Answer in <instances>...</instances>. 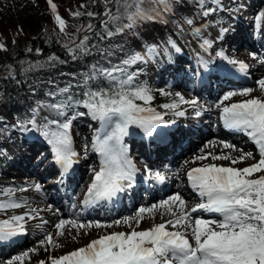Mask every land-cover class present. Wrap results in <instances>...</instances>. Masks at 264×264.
Returning a JSON list of instances; mask_svg holds the SVG:
<instances>
[{
	"label": "snow or ice",
	"instance_id": "snow-or-ice-1",
	"mask_svg": "<svg viewBox=\"0 0 264 264\" xmlns=\"http://www.w3.org/2000/svg\"><path fill=\"white\" fill-rule=\"evenodd\" d=\"M61 33L65 32L66 23L57 14L56 5L47 0ZM164 10L170 11V0H155ZM81 8L86 5H80ZM133 11L128 12V9ZM155 11V10H154ZM215 9L209 7L205 15ZM89 18L95 19L97 13L88 12ZM105 18L100 21V27L108 30L109 23L118 17L107 8L102 14ZM125 15L128 23L123 28L131 29L139 21L155 20L160 13L147 15L142 9V0H132L125 4ZM74 18L81 16L80 12L72 13ZM258 21H264V12L257 15ZM192 24L191 20L186 21ZM94 25L88 23L83 26L85 33L92 32ZM117 28V32L123 31ZM79 31V29H78ZM223 31L226 30H222ZM107 34L113 33L108 30ZM198 35V33H197ZM88 35L85 34L76 48L87 50ZM75 43V42H74ZM169 47L179 52L173 43ZM204 47H211V42L204 41ZM0 50H6L0 43ZM39 51V50H37ZM74 54V49H69ZM167 51V50H165ZM158 52L155 45H150L144 53H134L118 65L109 68H93L80 86V97L70 93V87L60 89L61 99L56 103L44 105L55 118H44L45 122L37 123L38 110L33 109L25 131H38L49 145L54 162L60 167L62 174H68L79 162L78 153L74 150L70 134L73 120L78 116L88 115L99 121L100 127L93 136L91 151L99 156V170L94 171L92 182L87 188L84 197L85 206H96L102 202H112L118 194L125 193L134 186L138 169L129 158V149L125 144V137L130 135V127L140 129L144 136L152 137L158 126H166L173 121L166 120L163 113L157 112L151 103L154 99L149 87L136 83L138 72L129 71L133 65L141 64L153 59ZM217 56L233 66L238 73L246 74L248 66L235 59L226 57L222 52ZM256 59L255 55H252ZM50 59H55L52 57ZM264 62V61H261ZM207 68V62H201ZM90 82H97L92 87ZM103 83V86L101 85ZM257 86L264 95V78L259 79ZM255 89L245 87L239 91L225 93L215 106L219 109L220 120L226 129L241 134L255 146L259 159L255 163L236 168L214 163L215 161H229L231 165L243 163L248 159H256L253 152H244L226 141L219 142L223 149L239 151L241 155L233 157L230 153L219 155L205 152L208 147L200 149L190 163L210 160V163L201 164L188 170L186 176L189 187L200 198L201 202L187 210L186 200L175 193L150 207L141 206L133 216L124 217L112 223L102 224L98 221L88 224L79 223L72 219H60L54 225L56 237L64 234L67 226L73 229L83 228H111L121 225L131 230L113 232L91 240L86 246L80 247L60 257L50 258V264H264V99L252 97L240 102L225 104L233 97H249ZM161 95L169 93L161 92ZM177 102L163 104L165 110H173L177 116L184 113L175 111L180 104L195 106L196 99L184 100L177 94ZM84 108L86 112L77 109ZM71 112V115H69ZM199 115V112H197ZM158 135H163L158 134ZM215 147L216 142H211ZM88 145H85L84 159H87ZM145 179L163 183L164 175L159 171L152 173L145 168ZM259 174V175H258ZM34 188L40 191L41 185ZM16 191H27V188L0 189V211L19 209L26 201H17L13 198ZM158 210L161 215H168L170 219L163 223L154 224L142 231H136L145 215L154 218ZM204 212L215 216L214 219H205L193 216V213ZM25 216L13 215L9 219L0 221V243L9 242L24 233ZM169 227L172 230H168ZM41 246L55 249L60 245L56 243L51 233L40 241ZM24 255H27L25 253ZM22 256L13 257L7 264H17ZM45 264V262H40Z\"/></svg>",
	"mask_w": 264,
	"mask_h": 264
},
{
	"label": "rangeland",
	"instance_id": "rangeland-1",
	"mask_svg": "<svg viewBox=\"0 0 264 264\" xmlns=\"http://www.w3.org/2000/svg\"><path fill=\"white\" fill-rule=\"evenodd\" d=\"M45 1H46L45 3H48L47 0ZM56 1L58 2V0ZM195 1L197 3L198 8H200L201 19L199 21L193 22V18L196 16V9H190L185 19L179 18V19H182V21H179V20L178 22L176 21L177 23H176V27L174 28V31H175L174 34L179 41L178 43H175V41L173 42L171 40L170 34L168 32L155 34L151 31H148L147 38L141 39L140 42L138 41L136 42L134 46L130 47L127 45L126 37L123 36L122 34L125 31V29H127V28H123V26L128 23L126 16L125 18H120L116 20L114 22L115 31H111L113 34L109 36L107 32H105V37L103 41L101 42L102 43L101 46L95 49L94 55L93 54L90 55L91 62H90V66L88 70H93L94 67L95 68H101V67L109 68L112 65H118L121 63L122 60L127 58V56L134 54V53H144V51L146 50L148 46L155 45L158 49L156 56L153 59H149L146 62L141 63L139 65L138 64L133 65L132 68L129 69V71L138 72V75L136 77L137 84L146 85L147 87L151 89L154 99L150 106L153 107L155 110H157L158 108L162 109L161 105L163 104L177 102L176 97L173 95V93L180 94V95L184 93V91L182 92V89L177 88V91L179 92L171 90L168 92L169 95H161V92L163 91L161 88L167 87L168 85H161V84L154 85L153 84V81H155V79L157 78L158 70L163 65H165L167 61H169L167 59L169 58L168 54H172V55L180 54L179 52H176L174 48L169 47L170 42L173 43L176 48L180 46L179 43L181 42L184 45L186 44L185 45L186 48L184 49V51L188 57L192 55L193 52H195L194 50H196V53H199L198 56H200L199 57L200 59L201 58L206 59L207 57H213V56L216 57L217 53L222 52L226 57L230 59L240 60L242 58L244 59L247 58L251 60L252 52H250V50H247L245 48L240 49L241 51L243 50L240 53H238L237 51L235 52H227L226 50L218 51V49H216L217 43L214 42L217 40L216 38L217 37L220 38L221 36L225 35L227 32H230V33L233 32L235 27H233L232 24H236L238 22L234 19H230L229 17H227L224 14V11L222 13V11L219 8V4L214 3L215 0H195ZM236 1L237 2H235V0H231V2L236 7V9L233 10L235 13H232V14L239 17L241 15L240 12L242 10V7H245V6L248 7L247 2L250 0H236ZM90 2L91 0H60L58 3L64 6V12L66 11L69 15H72V13L74 12H80L81 16L85 17L87 16L86 14L90 12L91 10L90 4H89ZM131 2L132 1H130V3ZM52 3H53V0H52ZM2 4H3V1L0 0V5ZM80 5H86V7L81 8ZM209 7L215 9V11H212L210 14L205 15V12ZM117 11H119V9H117ZM131 11H133V9L131 8L128 9V12H131ZM225 11L227 12V10ZM262 12H264V9H262ZM255 13L257 14L260 13V7L255 10ZM242 14H244L243 11H242ZM247 16H248V13L247 15H244V17H247ZM187 20H191L193 24L194 23L196 24L191 28L190 26L191 24H188L186 22ZM253 22H255V20H253ZM263 22L264 21H260V25L258 29L262 27L261 24H263ZM117 28H123V31L117 32L116 31ZM131 30L134 31L135 27L131 28ZM222 30H226V31H223L222 33ZM1 36H2V40L4 44L8 46L9 48L15 45V41L8 34H5V35L1 34ZM213 36H215L214 39L212 38ZM236 37L239 38V35H237ZM204 41H209L213 43L211 44V47H207V48L204 47L201 51H199L202 48ZM21 42L22 44H25V45L27 44L24 40ZM221 45H222V48H225L224 43H222ZM189 58L191 59L192 62H194L193 57H189ZM181 64L185 65V66L182 65L184 70L186 69L188 70L189 68L188 64H185V62H181ZM75 66H80V67L85 68L83 62H81V60L78 57H75L73 59V67L68 66L66 63L62 62L60 59L55 57V59H50V58L45 59L41 63V65L32 67L26 70L25 73L31 76L32 75L36 76L38 87L45 86L48 88H55L57 90H60L62 86L65 85L66 83H70L74 80H80V78L82 77L81 75L86 71V70L76 71L74 70ZM164 75L166 76V74ZM255 79L257 82L259 79H261V77H257ZM251 85L252 84L248 86H251ZM186 92L190 93V96L191 95L192 96L190 99L184 98V100H192L195 98L194 93L191 94V92L187 90ZM252 97H257V96H253V94H251L249 97L236 96V97H233L228 102L225 101V104L240 102L245 99H250ZM259 98L263 99L264 96H260ZM202 101L203 99L198 98V104H200ZM4 103H9V101L7 99H4ZM39 104H41V102L37 103L36 104L37 106L35 105L34 109L38 110L41 107L44 108L43 105H39ZM205 105L209 106L208 103H205ZM211 107L212 105L209 107V109ZM178 108L190 109L192 108V105L180 104ZM77 110L81 112H86V109L84 108H79ZM161 111L169 113V112H172L173 110L162 109ZM161 111H157V112H161ZM214 113L215 114H212L213 115L212 120H214L215 115L219 113V110L214 111ZM69 115H71V112H69ZM45 117L49 119L55 118L52 113L51 114L38 113L37 123L39 124L42 121L45 122L44 120ZM27 120H22V121L16 120L15 130L13 131V133H9L10 135L8 134L6 127H3V126L0 127V136H2V139L0 140V189L9 188V187L17 188V189L21 187L27 188V191H23V192L16 191L13 196V198L16 199L17 201H26L27 203L24 204L19 209H10L7 211H0V221L4 219H9L13 215L25 216V221L23 222L24 227L28 230V234L30 235L31 238L25 242V245L23 247L19 246V248H17V246L14 245L13 248H10L11 250L9 251V254L6 253L5 257L0 258V264H7V261L11 260L13 257H16V256L23 257L21 261L17 262V264H40V262L42 261L45 262V264H50V258L60 257L80 247H84L91 240L98 239L102 235L111 234L113 232H125V233L129 232L131 229L124 225H121L119 227L113 226L111 228L102 227L98 229L96 227H92V228H83L79 230L73 229L71 228V226H67L64 230V234L60 237H56V229L54 225L58 223L60 219H72V220L78 221L79 223H84V224H88L89 222H94V221H98L100 223L102 222V224H108L116 220H122L124 217H127V216H133L136 210L132 212L120 213L118 215H115L109 218H101V217L85 218L83 216L82 217L77 216L76 214L77 210L75 209V206L72 205V208L75 210L71 209L70 212H74V214L65 215L64 212L62 211H64L65 209L68 210L67 208H69L70 205L63 206L65 207L63 208V207H58L57 205L50 202L49 198L46 195V191H45L46 181L44 183L43 179L41 180L33 175H30L29 171H27L26 168H22L23 166H21L20 169L16 168L20 166L16 162V160L19 159L21 156H23V158H26L25 160L28 161L29 164L31 165L36 164L39 158L38 159L30 158V155H29L30 151L28 149L29 146L26 144V142L31 143L32 140H34V138L35 139L40 138L44 140V138L40 135L38 131H34V130L25 131L23 129L22 126H26L29 129H31V125H26ZM99 126H100L99 121L93 120L88 115H84V116H78L75 120H73L71 130H70V134L73 140L74 150L78 153V160H79L78 163L82 164L78 172L79 173L83 172V175L85 176L84 181L82 182V185L84 187L87 185L88 182L90 183L92 182L94 171L99 170V156L95 152L91 151L93 136L96 130L99 128ZM87 132H90V133H87ZM85 133L90 134V136L85 137ZM240 141L242 144H246L245 138H241ZM201 143H199L198 146ZM85 145H88L87 159L83 158L85 155ZM201 147H203V145H201ZM41 151L42 150H40V152ZM44 152L45 151L43 150L42 154H44ZM23 153H27V155H24ZM132 153L136 154V152H132ZM254 155L256 156L257 159H259L258 154L254 153ZM132 161L141 170L145 169L144 165L142 164V160L140 158L133 157ZM210 162L197 161L196 163H189L186 165L198 167V166H201V164L210 163ZM255 162L256 161L253 159H248L244 161L243 163H238L232 166L236 168H243ZM216 164L223 165V166L225 165L231 166V164H227V162L216 163ZM14 165H16V167ZM159 171L161 173L167 172L169 175H172V173H170L169 171H167V169H164V168L159 169ZM33 172L36 173L37 169H33ZM41 172H42L41 169H39V174ZM35 184L41 185V189L39 192L35 190L34 188ZM79 192L80 191L74 193V199L76 202H79L80 200ZM175 193H176V190L168 193L167 196H171ZM76 196L78 197V199H76ZM164 197L165 196L161 198H164ZM0 198L6 199V197H2V196H0ZM160 199L158 200L156 199L152 201L146 207H149L150 205L153 204V202L159 201ZM141 206L143 205H139L138 208H140ZM190 207L191 205L187 206V210H189ZM161 211L163 210L156 211L154 214V218H151L149 215H145V218L142 220L139 227L136 228L134 223H133V227L135 228L136 231H142V230L149 229L154 224H158L157 223L158 220H162L164 219V217L165 218L168 217V215H161L160 214ZM210 219H214V218H210ZM48 233L52 234L53 238L56 240V243L60 245L59 247L52 249V248H47L46 246L40 245V241L43 240L44 236ZM2 248H7V247H2ZM25 253H27V255H24Z\"/></svg>",
	"mask_w": 264,
	"mask_h": 264
},
{
	"label": "trees",
	"instance_id": "trees-1",
	"mask_svg": "<svg viewBox=\"0 0 264 264\" xmlns=\"http://www.w3.org/2000/svg\"><path fill=\"white\" fill-rule=\"evenodd\" d=\"M1 1L3 4L0 5V43L5 46L6 50H0V127H6L9 134L15 130L16 120L22 121L31 117L32 110L37 103L52 104L61 99V95H50V93H59L60 90L45 86L38 87L36 76L28 75L25 71L41 65L45 59L52 57H57L73 67V59L78 57L86 69L75 66L74 70L86 71L81 75L80 80L66 83L61 89L70 87L69 94L80 97L82 93L80 86L92 71L88 70L91 62L90 55H94L95 49L101 46L105 32L115 31L114 22L125 18V4L132 0H91L90 12L97 13L95 19L88 16L74 18L66 11L64 12V6L58 3L60 0L58 2L53 0L57 14L66 23L64 33L59 31L49 4L45 3V0ZM106 8L118 17L109 23L108 30L100 27V21L105 18L102 14ZM142 9L147 15H155L156 11L160 15L155 20L139 21L134 31L125 29L122 34L126 37L127 45L130 47L140 42L141 39L147 38L148 31L155 34L168 32L171 40L178 43L174 34L178 20L185 19L190 9H196L193 22L201 19L200 8L195 0H170V11L164 10L155 0H142ZM88 23H92L94 28L92 32L85 33L83 26ZM195 24L192 23L191 28ZM1 34L11 36L15 45L11 48L6 46ZM85 34L88 35L87 50L80 51L76 48V44H79ZM23 40L27 43L26 45L22 44ZM70 48L75 50L74 54L70 53ZM90 83L92 87L98 86L97 82ZM100 86H103L102 82ZM4 99H7L9 103H4ZM1 139L2 136H0Z\"/></svg>",
	"mask_w": 264,
	"mask_h": 264
},
{
	"label": "bare ground",
	"instance_id": "bare-ground-1",
	"mask_svg": "<svg viewBox=\"0 0 264 264\" xmlns=\"http://www.w3.org/2000/svg\"><path fill=\"white\" fill-rule=\"evenodd\" d=\"M247 3H248V7H246V6L245 7L250 11V16L245 18V19L243 18V14H242V11L244 9L243 8L241 10V12H240V14H241L240 18L241 19L243 18L245 20V22H247L249 24H254L256 22L255 23L256 25L252 26L253 31H256L259 28L260 21L257 22L258 20L256 19V17L258 15L257 14L258 12L255 13L254 10L260 7V13H261L262 9H264V0H250ZM243 13H244V11H243ZM244 15H245V13H244ZM253 16H254V18H253ZM253 20H255V22H253ZM232 26L233 27H242L240 22L236 23V24H232ZM241 29L242 28H239L238 30L231 32V34L228 35V36L225 34V35L221 36L220 38L217 37L216 38L217 40L214 41V42L217 43L216 49H218V51L223 50L221 44L224 43V44L228 45L227 46L228 47V51L227 52H229L230 51L229 50L230 49L229 45L233 44V40L236 39V35L237 34L242 33ZM258 32L259 31H256L254 33L253 42L252 43H250V44L248 42L244 43L246 47H254V44L264 45V39L258 34ZM212 38L214 39L215 36H213ZM212 43L213 42H211V44ZM203 48H204V43H203L202 48L199 51H201ZM240 49L241 48L239 47V48H237L236 51L238 53L242 52L243 50L241 51ZM194 51L195 52H193L192 55H190L189 57H193L194 61L197 62V63L201 62L200 60H198V58L200 57V56H198L199 53H196V50H194ZM238 53H236V54H238ZM168 55H169V58H167V59L169 60L170 66L168 64H166L168 62L167 61L165 63V65H163L158 70L157 78L155 79V81H153V84L154 85H159V84L167 85L168 84L169 87H171V85L175 86L174 88H172V87L169 88L168 86L167 87H162L161 89L163 90V92H166V93H168L171 90L179 92V91H177V88L178 89H182V92L184 91V93H182L183 98H187V99H190L192 95L190 96V93L186 92V90L191 92V94H193V93L201 94L203 91L208 92V95L203 100L208 101L209 102V107L211 105H212V107L210 108L211 111H208L207 114H206V118H205L206 125L205 126H202L200 124L201 116L197 115V111L200 110L198 108V106L202 102L200 104L197 103V105H195L194 107L192 106V108H190V109H188L189 108L188 107L187 108L188 115H187V117L184 120V121H186L188 123L187 126H186V129H182V130L176 131L175 135L172 137V139L169 140V142L167 144L161 145V146H154L153 151L155 152V156H153V159H149L150 165L148 166V168L156 167V166H153V165L157 164V160L162 161V162H166L167 161L166 158H169L168 162L170 163L171 168L173 170H175V173H174L172 178L175 179V178L179 177V173H181L179 168H178V163H181L182 165L189 164L190 163L189 161H191V159L195 155L200 154V149L204 148V146L206 144L208 145V147L204 149L205 152H211V153L216 154V155H219L222 152L223 153H230L233 157L241 155V153L239 151L233 152L230 149H223L222 145L219 143L221 141H226L229 144L234 145L237 149H243L244 152H254V153H256V150L252 146V144H250V143L242 144L240 140H237L236 137L231 136V135L223 136V134L220 132V130L216 128L215 122L212 120V116H213L212 114H215L214 111L219 110L215 105L217 103H219L218 101H220V98L225 93H227L229 91H238V90H241V89H243L245 87H250V88L255 89L251 93V94H253V96H257V97L264 96V95L261 94V92L258 89V86H257V83H256V79H254L252 81L253 82V84H252L253 86L252 85L248 86L247 84H249V82L248 81H244L245 79H243V78H236V77H234L232 75L231 76V79L233 81L232 82V81L226 80L225 78L218 77V75H219L218 71H220V70H222L224 68H227L229 64L226 61H222L219 58H217V59L214 60V65H211V64L207 63L208 66H207L206 69L205 68L199 69L197 64H195L193 66L194 67V72L198 74V76H199V78L201 80L206 81V79L210 78V81L208 82V84L207 83H201V85L198 88H194L193 86L190 87V85L186 82L185 78L182 76L183 74L181 75L180 71L178 70V68L182 65L181 62H183L184 60H182V61L181 60H177L176 55H172V54H168ZM251 55H255V57H256V59H253V58L251 59L255 63L254 64V66H255L254 70L258 69V70L255 71L254 75L257 76V77L264 78V70L261 69V68L260 69L257 68V66L259 64V62H257V61L260 59L261 54L259 52H256V53H251ZM189 57L187 56L184 59L185 60L189 59ZM166 69H168V70H166ZM176 70L179 71V72L175 73ZM164 74L168 75V78ZM216 81L217 82L218 81L222 82V90L224 89L225 91L220 93L217 97L216 96L214 97V93L211 92V87ZM235 81H241V82L244 81V82L243 83H236L237 84L236 88L235 87H231V85L234 84ZM180 93H181V91H180ZM170 94H172V93H170ZM173 95L175 97H177L176 93L175 94L173 93ZM182 95H180V96H182ZM195 97L196 98H194V99H196L198 101V95H195ZM39 105H43L44 106V105H48V104L47 103H41ZM158 109H160V110H158ZM158 109L156 111H161L163 108L162 109L158 108ZM38 113H40V114L41 113L51 114L46 107L39 108L38 109ZM159 113H163L164 114L165 112L161 111ZM164 118L166 119V116H164ZM42 122H44V121H42ZM196 126H198V128H194ZM211 127L213 129H211ZM174 129L177 130V127L174 128ZM129 132H130V135L125 137V139H124L125 144L128 145V143H129V145L132 144L136 148L141 149L142 145L145 144V140L144 139H147V137L144 136L143 132L140 129H138V128L130 127ZM87 133H90V132H87ZM87 133H85V137L90 136V134H87ZM158 134H161V133H159V131H158L157 135ZM185 134H189L190 136H185ZM203 138H205V140L198 146V143ZM211 142H216L215 147L212 146ZM26 144L29 146L28 149L30 151V154H29L30 158H34V159H38L39 158V159L37 160V163L35 165H32V169L30 170L29 166H31V164H29V162L25 160L26 158H23V156H21L19 159L16 160V162L20 166L18 165L19 167H16V165H14L17 169H20V167L23 166L22 168H26V170L29 171L30 175H33V176H35V177H37V178L42 180V178L38 176L37 172L36 173L33 172V169H36L38 167L39 168L40 167H46V168L50 167V165L48 163V161L50 159V161L53 163L52 166L54 168L56 177L54 178V180H51V181L47 180V182H50V183H54L55 182V186L59 190L64 189L65 186H66V183L68 185L71 184V186L74 184L73 180L71 181L69 179V173L66 174V175L62 174L60 167L54 162L53 156H52V154H51V152L49 150V145L45 142V139L42 140L40 138H37V139L34 138V140H32L31 143L26 142ZM148 144L149 145H153L152 142H150V141H148ZM201 145H203V147H201ZM176 147L178 148L177 150H176ZM40 150H42V151L40 152ZM43 150L45 151L44 154H42ZM37 153H39V154H37ZM23 154L27 155V153H23ZM141 154H144V153L141 152ZM150 154L153 155L152 153H150ZM47 155H48L49 158L47 157ZM256 160H258V159L256 158L255 161ZM205 161L210 162V160H205ZM222 162H227V164H230L229 161H215L214 163H222ZM225 166H227V165H225ZM44 170H47V169H44ZM80 173L83 175V172H80ZM84 173H85V171H84ZM80 188H83V186L82 185H76L74 187L73 191L76 193V192H78L80 190ZM148 188H150L151 192H153L154 189H155V187L153 185L148 186ZM177 193H179L186 200L187 206L192 204L191 199H193L194 194L190 195L191 196L190 197L187 193L183 192L182 190H178ZM72 196L73 195H72V192H71V193L68 194L67 197L68 198H72ZM138 196H139L138 191L137 190H132L129 193L123 194L121 197L115 198L113 201H114V203L117 206H120L124 202L129 203L131 201H135ZM155 196H157V195H155ZM132 197H134V198H132ZM168 197L169 196H165L164 198H161V199L159 198L160 199L159 201H161L163 199H167ZM152 200L153 199H150L144 206H148L152 202ZM159 201H155V202H153V204H156ZM74 206H75L76 210H80L81 209V208H78L79 207L78 203H75ZM70 208L73 209L72 206ZM71 209H68V210L65 209L62 212H64L65 215L66 214L67 215H73L74 212H70ZM75 209H73V210H75ZM89 214L92 215V212H89ZM168 219H170L169 216L166 217V218L164 217V219L158 220L157 223H163V222L167 221ZM205 219H210V218H205ZM169 229L171 230L170 227H169Z\"/></svg>",
	"mask_w": 264,
	"mask_h": 264
}]
</instances>
